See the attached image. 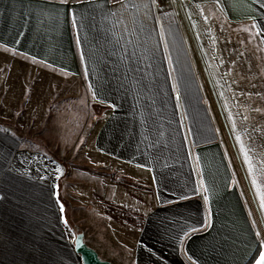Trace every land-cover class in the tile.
Returning a JSON list of instances; mask_svg holds the SVG:
<instances>
[{"label": "crops", "instance_id": "crops-1", "mask_svg": "<svg viewBox=\"0 0 264 264\" xmlns=\"http://www.w3.org/2000/svg\"><path fill=\"white\" fill-rule=\"evenodd\" d=\"M223 31L241 32L240 58L262 70L264 0H0V264H76L11 241L27 223L20 138L76 146L79 128L151 207L129 264H256L264 154L237 167L199 62Z\"/></svg>", "mask_w": 264, "mask_h": 264}, {"label": "rangeland", "instance_id": "rangeland-1", "mask_svg": "<svg viewBox=\"0 0 264 264\" xmlns=\"http://www.w3.org/2000/svg\"><path fill=\"white\" fill-rule=\"evenodd\" d=\"M212 40V53L202 54V62L199 60L206 99L227 136L237 167L241 171L253 169L264 154V149L258 148L263 143L259 134L264 132V76L260 75L264 65L262 71L248 63V57L246 61L240 58L242 51L236 46L242 43L241 32L223 31L218 41L215 37ZM225 54L238 55L239 59L226 62ZM227 92L229 103L235 105L229 113ZM243 125L246 135L236 134L235 128L242 132ZM79 130L76 146L59 147L35 136L20 138L23 150L19 160L27 166V223L11 241V250L69 254L74 251L73 230H79L103 261L129 264L130 250L140 232L137 222L151 207L140 206L145 192L139 185L127 181L120 169L92 153L87 137L90 129L85 134ZM64 138H70L69 134L64 133ZM115 229L123 231L124 237ZM125 248L128 251H122ZM75 263L82 264L78 256Z\"/></svg>", "mask_w": 264, "mask_h": 264}, {"label": "water", "instance_id": "water-1", "mask_svg": "<svg viewBox=\"0 0 264 264\" xmlns=\"http://www.w3.org/2000/svg\"><path fill=\"white\" fill-rule=\"evenodd\" d=\"M221 117L226 127L227 133L229 135V131H228V128L226 126V123L224 121L222 114H221ZM73 233H75V240L73 244L74 252L81 259L82 264H112V263L103 261L99 257L98 253L86 244L85 236L82 232H80L79 230H73Z\"/></svg>", "mask_w": 264, "mask_h": 264}, {"label": "snow or ice", "instance_id": "snow-or-ice-1", "mask_svg": "<svg viewBox=\"0 0 264 264\" xmlns=\"http://www.w3.org/2000/svg\"><path fill=\"white\" fill-rule=\"evenodd\" d=\"M262 206H264V198H262ZM256 264H264V252L259 254V258L256 260Z\"/></svg>", "mask_w": 264, "mask_h": 264}, {"label": "built area", "instance_id": "built-area-1", "mask_svg": "<svg viewBox=\"0 0 264 264\" xmlns=\"http://www.w3.org/2000/svg\"><path fill=\"white\" fill-rule=\"evenodd\" d=\"M163 2H165V3H168L170 0H162Z\"/></svg>", "mask_w": 264, "mask_h": 264}, {"label": "trees", "instance_id": "trees-1", "mask_svg": "<svg viewBox=\"0 0 264 264\" xmlns=\"http://www.w3.org/2000/svg\"><path fill=\"white\" fill-rule=\"evenodd\" d=\"M252 262H253V259L248 264H251Z\"/></svg>", "mask_w": 264, "mask_h": 264}]
</instances>
